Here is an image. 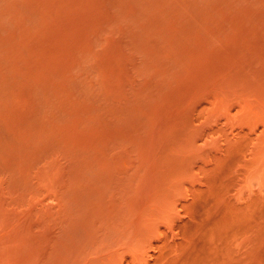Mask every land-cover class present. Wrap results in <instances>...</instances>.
Masks as SVG:
<instances>
[{
	"label": "rangeland",
	"instance_id": "1",
	"mask_svg": "<svg viewBox=\"0 0 264 264\" xmlns=\"http://www.w3.org/2000/svg\"><path fill=\"white\" fill-rule=\"evenodd\" d=\"M0 264H264V0H0Z\"/></svg>",
	"mask_w": 264,
	"mask_h": 264
}]
</instances>
